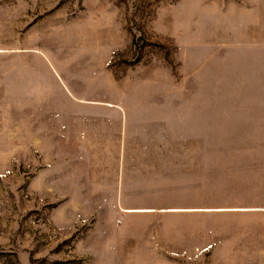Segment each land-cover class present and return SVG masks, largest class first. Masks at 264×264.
I'll use <instances>...</instances> for the list:
<instances>
[{
    "label": "rangeland",
    "instance_id": "rangeland-1",
    "mask_svg": "<svg viewBox=\"0 0 264 264\" xmlns=\"http://www.w3.org/2000/svg\"><path fill=\"white\" fill-rule=\"evenodd\" d=\"M224 255L264 264V0H0V264Z\"/></svg>",
    "mask_w": 264,
    "mask_h": 264
},
{
    "label": "crops",
    "instance_id": "crops-1",
    "mask_svg": "<svg viewBox=\"0 0 264 264\" xmlns=\"http://www.w3.org/2000/svg\"><path fill=\"white\" fill-rule=\"evenodd\" d=\"M107 108H111V110H113V113L117 114V117L115 118V124L117 126V131L115 133H117L116 135L118 137H120V139L122 138H126V124H127V119L125 116H122V115H126V112L123 108H120V107H116V106H110V107H107ZM117 153L116 155L118 157L116 158H113V160L115 161H126L127 158H126V153H125V148H126V144L125 142L122 141V143H120V145L118 144L117 145ZM115 189H112L111 191H108V192H111V193H124L125 192V189H124V185H122V182H121V186H118V185H115ZM228 246V243L226 242L224 247H227ZM227 255H224V257L222 256L220 258L221 262L224 263V264H231L232 261H231V258H229L228 256L226 257ZM215 260V259H214Z\"/></svg>",
    "mask_w": 264,
    "mask_h": 264
}]
</instances>
